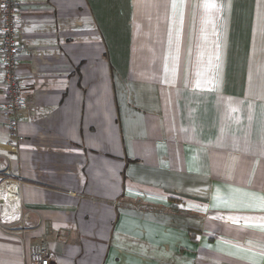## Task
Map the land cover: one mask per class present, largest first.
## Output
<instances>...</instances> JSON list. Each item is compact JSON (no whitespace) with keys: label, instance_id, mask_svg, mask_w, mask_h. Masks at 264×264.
Here are the masks:
<instances>
[{"label":"crops","instance_id":"crops-1","mask_svg":"<svg viewBox=\"0 0 264 264\" xmlns=\"http://www.w3.org/2000/svg\"><path fill=\"white\" fill-rule=\"evenodd\" d=\"M16 1L32 87L0 170L31 229L0 226V264H264V0Z\"/></svg>","mask_w":264,"mask_h":264},{"label":"built area","instance_id":"built-area-1","mask_svg":"<svg viewBox=\"0 0 264 264\" xmlns=\"http://www.w3.org/2000/svg\"><path fill=\"white\" fill-rule=\"evenodd\" d=\"M0 110L5 118L10 139L6 146L18 152L21 144L26 140L18 128L23 117V109L28 105L27 92L32 84L26 81L24 75L19 70L21 60L29 53L22 44L18 34V21L20 8L16 0H2L0 6ZM4 175L3 184L7 199L16 200L21 209L16 222L6 224L0 222V226L19 234L25 241L26 233L31 229L27 223L28 215L22 207V181L18 176H10L9 168L0 170ZM9 175V176H8ZM31 260L28 264H56L55 259L46 245L36 246L31 250Z\"/></svg>","mask_w":264,"mask_h":264}]
</instances>
